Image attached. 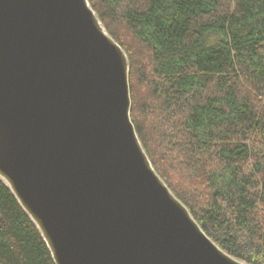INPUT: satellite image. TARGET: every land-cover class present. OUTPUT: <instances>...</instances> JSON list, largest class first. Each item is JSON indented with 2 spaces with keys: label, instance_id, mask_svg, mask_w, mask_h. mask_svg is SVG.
<instances>
[{
  "label": "water",
  "instance_id": "obj_1",
  "mask_svg": "<svg viewBox=\"0 0 264 264\" xmlns=\"http://www.w3.org/2000/svg\"><path fill=\"white\" fill-rule=\"evenodd\" d=\"M129 61L88 0H0V179L55 264H248L154 169Z\"/></svg>",
  "mask_w": 264,
  "mask_h": 264
},
{
  "label": "trees",
  "instance_id": "obj_2",
  "mask_svg": "<svg viewBox=\"0 0 264 264\" xmlns=\"http://www.w3.org/2000/svg\"><path fill=\"white\" fill-rule=\"evenodd\" d=\"M129 61L154 169L230 255L264 264V0H88ZM0 264H55L0 179Z\"/></svg>",
  "mask_w": 264,
  "mask_h": 264
}]
</instances>
